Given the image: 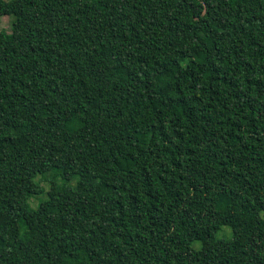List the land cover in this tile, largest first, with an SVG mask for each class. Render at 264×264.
Masks as SVG:
<instances>
[{
  "label": "trees",
  "instance_id": "16d2710c",
  "mask_svg": "<svg viewBox=\"0 0 264 264\" xmlns=\"http://www.w3.org/2000/svg\"><path fill=\"white\" fill-rule=\"evenodd\" d=\"M3 15L0 264H264V0Z\"/></svg>",
  "mask_w": 264,
  "mask_h": 264
},
{
  "label": "rangeland",
  "instance_id": "374dc122",
  "mask_svg": "<svg viewBox=\"0 0 264 264\" xmlns=\"http://www.w3.org/2000/svg\"><path fill=\"white\" fill-rule=\"evenodd\" d=\"M11 21H12V17L10 15L1 16L0 29L3 28V29H6V30H9L10 29V25H11ZM44 185H45V183H44ZM41 197H44V195H42ZM263 215H264V213H263Z\"/></svg>",
  "mask_w": 264,
  "mask_h": 264
}]
</instances>
